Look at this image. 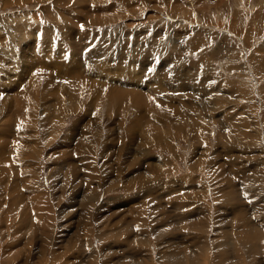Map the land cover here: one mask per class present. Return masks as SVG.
Returning a JSON list of instances; mask_svg holds the SVG:
<instances>
[{
  "label": "rangeland",
  "instance_id": "374dc122",
  "mask_svg": "<svg viewBox=\"0 0 264 264\" xmlns=\"http://www.w3.org/2000/svg\"><path fill=\"white\" fill-rule=\"evenodd\" d=\"M121 89L141 101L103 103ZM77 136L115 184L86 182ZM191 253L264 264V0H0V264Z\"/></svg>",
  "mask_w": 264,
  "mask_h": 264
},
{
  "label": "bare ground",
  "instance_id": "6f19581e",
  "mask_svg": "<svg viewBox=\"0 0 264 264\" xmlns=\"http://www.w3.org/2000/svg\"><path fill=\"white\" fill-rule=\"evenodd\" d=\"M55 54V53H54ZM66 65V64H65ZM119 65V64H118ZM86 67V66H85ZM23 68V67H22ZM62 68V67H61ZM70 68V67H69ZM73 69H75L76 67H72ZM115 68V67H114ZM65 69H68L66 66H64V68L62 69L63 71L65 70ZM84 69V68H83ZM107 70V69H106ZM57 71V70H56ZM70 72V71H69ZM54 74V73H53ZM65 74V73H64ZM67 74V73H66ZM69 74V73H68ZM86 74H87V72H86ZM77 75V74H76ZM73 76V75H72ZM79 76H80V74H79ZM87 76V75H86ZM77 78H79L78 76H77ZM84 78V77H83ZM82 80V79H81ZM124 83V82H123ZM120 87H121V85H119ZM109 87H110V89H112L113 90V88H115V87H113V86H111V85H109ZM130 89V88H129ZM131 90V89H130ZM134 90V89H133ZM101 91L103 92V88H101ZM124 91H126V90H124V89H121V90H119V91H112V92H110L109 93V95L111 96V99L110 100H106L105 98V100L106 101H108V102H106V101H104V99L102 100L103 101V103L104 104H107L108 106H111V105H113V104H115V105H117V104H126V100L124 99L125 97H126V95L128 94V95H130V93H132L133 92V95H132V98H133V101H135V98H137V96L139 97V92L138 91H129L128 93H127V91L124 93ZM99 92H100V89H99ZM97 93V92H96ZM101 93V92H100ZM103 94V93H102ZM72 95V94H71ZM99 95V94H98ZM142 96V95H141ZM101 97V95H99V98ZM131 97V96H130ZM95 98V97H94ZM98 98V99H99ZM101 98H103V97H101ZM143 98V97H142ZM138 99V98H137ZM100 100V99H99ZM98 100V101H99ZM139 101H141L140 99H138ZM132 101V102H133ZM145 101V100H144ZM94 102L96 103V105H94V108H93V110L90 108V111L92 110V111H96L97 112V114H99V113H101L103 110L102 109H104L103 108V105L102 104H99L98 102H97V100L95 99L94 100ZM153 102V101H152ZM86 103V102H85ZM84 103V104H85ZM6 104V103H5ZM152 105V104H151ZM153 106V105H152ZM158 107V105L156 104L155 105V107ZM58 107H59V105H58ZM61 107V106H60ZM120 107V106H119ZM156 107V108H157ZM63 108V107H62ZM96 108V109H95ZM155 109V108H154ZM154 109H152V110H154ZM161 109V108H160ZM152 110H150V111H147L145 114H148L147 116H149V114H150V112L152 111ZM36 111V110H35ZM152 113V112H151ZM155 113H159V112H155ZM88 114V113H87ZM86 114V116H84V120H85V118L86 117H88V115ZM89 114H90V112H89ZM145 114H143L142 115V117L141 116H139V118H137V121H134V122H130L129 123V125L127 126V127H125L124 128V132H125V134L126 135H128L129 136V132H131V131H128V132H126L131 126H134L136 123V127L137 126H139V124L138 123H140V124H149V126L150 125H152V123H150V122H152V119L153 118H155V115L153 116V118H150V117H148V118H146L147 116L145 115ZM153 115V114H152ZM160 115V114H159ZM23 116H25V115H23ZM90 116V115H89ZM122 116V115H121ZM138 117V116H137ZM141 117V118H140ZM160 117V116H159ZM158 119H160V118H158ZM166 122V121H165ZM86 123H88V120L86 121ZM157 123H158V121L156 122V125H157ZM158 124H162V122L161 123H158ZM86 125V124H85ZM109 125V124H108ZM126 125V124H125ZM123 126H124V124H123ZM148 126V127H149ZM159 126V125H158ZM39 127V126H38ZM41 127V126H40ZM43 127V126H42ZM155 128V127H154ZM158 128V127H157ZM161 128V127H160ZM81 130H83V129H81ZM137 130V129H136ZM73 131H75V130H73ZM85 131V130H84ZM87 131V130H86ZM29 133V132H28ZM72 133L73 132H71V136H73L72 135ZM120 133V132H119ZM35 134V133H34ZM43 134H45L44 132H43ZM87 134V133H86ZM85 134V135H86ZM131 134H132V132H131ZM149 134V133H148ZM158 134V133H157ZM48 135H50V133H47L46 132V136H44V138H45V143H48V141L46 140V137L48 136ZM81 135V134H80ZM135 133L133 134V135H131L130 136V138H136L135 137ZM153 135H154V133H153ZM160 135V134H159ZM33 137V136H32ZM39 137V136H38ZM78 137V136H77ZM77 137H75L76 139H78ZM118 137H119V139L120 140H122V138L124 139V136L122 135V134H120V135H118ZM156 137V136H155ZM41 138V137H40ZM83 141H81V140ZM86 139L87 138H85V137H80L78 140H77V144H78V146L80 147V148H82V149H85V148H87V149H85L86 151H85V159H87V160H89L90 162H89V165H88V177H87V183L90 181V180H95L96 181V185H95V187L97 186V187H99V186H106V185H109V184H115V182H111V181H106L105 182V180L104 181H102L103 179H104V177H105V173L103 172V171H105V170H102V169H99V167H96V162L94 161V155H95V146H96V144L94 145V146H91V144L93 145L94 144V142H96V141H94L93 140V138L91 137V139H92V141H90L89 140V146H85L86 145ZM89 139V138H88ZM155 139H157V138H155ZM110 142V141H109ZM36 143V142H35ZM111 143V142H110ZM32 144H34V143H32ZM30 146V145H29ZM85 146V147H84ZM37 147V146H36ZM36 147H35V149H36ZM34 148V147H33ZM19 149H21V148H19ZM29 149L30 150H32L31 149V147H29ZM19 151V150H18ZM32 152V151H31ZM33 153V152H32ZM32 153L30 154L31 156H33L32 155ZM19 156H23V160H28V159H26V156L24 155V152H22V151H19ZM160 166V169L161 170H163V167H162V165L160 164L159 165ZM31 167V166H30ZM33 167V166H32ZM31 167V168H32ZM25 170V169H24ZM27 170H28V168H27ZM24 172V171H23ZM106 173H108V170H106ZM102 175V177H100ZM107 175V174H106ZM147 177V176H146ZM164 176H163V173H161L160 174V178H163ZM32 178H33V176H32ZM106 179V178H105ZM109 179V178H108ZM142 179L144 180V178L142 177ZM35 179L33 178V179H30L26 184V186L24 187L26 190L25 191H27L28 192V194L29 195H31V197H33V196H36V197H34L33 199H32V202L30 203V207H33L34 208V210L33 211H35V212H37V213H41V214H43V209H45L46 210V208H45V206L47 205V201H46V199L44 198V197H48V194L47 193H41L40 191H39V187H38V184H37V181H36V183H35ZM35 183V184H34ZM93 187V186H92ZM94 188V187H93ZM93 188H91L92 190H93ZM153 188L151 187V185L148 187V190H149V192H151V190H152ZM24 191V192H25ZM35 191H39L40 193H35ZM91 193V192H90ZM44 197H43V196ZM88 198V197H87ZM88 201L87 202H90V198H88L87 199ZM56 201H54V202H52V205L55 203ZM51 203V202H50ZM58 203V202H57ZM46 204V205H45ZM56 204V203H55ZM87 206V204H85V206H84V208ZM84 211V212H83ZM83 213H84V218L86 219V217H88L89 216V211H88V209H87V207L85 208V209H83ZM69 212V211H68ZM82 214V213H81ZM22 216V215H21ZM36 216V215H35ZM81 216V215H80ZM23 217L25 218V216L23 215ZM82 217V216H81ZM43 218V217H42ZM27 219H29L28 217H27ZM27 219H25V222H28L27 221ZM87 219H89V218H87ZM86 219V220H87ZM22 220V219H21ZM24 220V219H23ZM84 220V219H83ZM43 221V222H42ZM37 223V225H41V227H42V229H43V227H45L47 224H46V220H43V219H38L37 221H36ZM86 222V221H85ZM88 222V221H87ZM29 223H30V219H29ZM31 230V229H30ZM42 232V231H41ZM40 233V232H39ZM255 233V232H254ZM36 234V233H35ZM34 235V234H33ZM40 236H42L41 234H40ZM50 237V236H49ZM201 238V237H200ZM40 239H41V237H40ZM87 241V240H86ZM39 246V245H38ZM90 246H91V244H90ZM91 249H92V247H90ZM254 248H258V247H254ZM200 250H201V252H205V247H203V245H202V247L200 248ZM263 252V251H262ZM94 255H96V253H93V255L92 256H94ZM27 257V256H26ZM96 257V256H95ZM197 256H195L194 254H190V255H188L185 259H183L179 264H199L198 263V259L196 258ZM96 259V258H95ZM170 259H168V261H169ZM89 262H91V261H89ZM93 263V262H92Z\"/></svg>",
  "mask_w": 264,
  "mask_h": 264
},
{
  "label": "snow or ice",
  "instance_id": "6c2138e0",
  "mask_svg": "<svg viewBox=\"0 0 264 264\" xmlns=\"http://www.w3.org/2000/svg\"><path fill=\"white\" fill-rule=\"evenodd\" d=\"M246 195V194H245Z\"/></svg>",
  "mask_w": 264,
  "mask_h": 264
}]
</instances>
